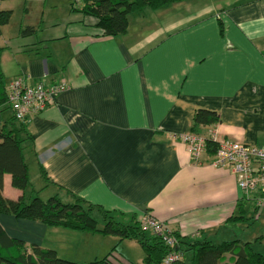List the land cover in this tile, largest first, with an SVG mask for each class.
<instances>
[{"label":"crops","instance_id":"obj_1","mask_svg":"<svg viewBox=\"0 0 264 264\" xmlns=\"http://www.w3.org/2000/svg\"><path fill=\"white\" fill-rule=\"evenodd\" d=\"M9 1L0 0V9L12 10L0 33L5 81L27 72L30 83L68 88L26 119L33 139L25 155L47 179L27 195L4 173V196L48 190L72 201L71 192L137 220L147 212L185 240L234 239L248 218L264 215L257 191L243 192L230 168L212 165L206 152L194 163L172 137L190 132L195 110L203 108L219 120L202 135L264 145V0L145 7L128 15L126 32L110 36L75 10L74 0H19L16 22ZM26 25L36 31L20 34ZM0 224L9 236L75 261H89L78 247L96 238L9 214L0 213ZM57 236L66 238L63 249ZM121 255V264L132 263Z\"/></svg>","mask_w":264,"mask_h":264},{"label":"trees","instance_id":"obj_2","mask_svg":"<svg viewBox=\"0 0 264 264\" xmlns=\"http://www.w3.org/2000/svg\"><path fill=\"white\" fill-rule=\"evenodd\" d=\"M179 0H74V8L83 16L92 17L94 25L102 29V36L116 35L126 32L128 15L145 7L158 9L166 4ZM11 9H0L1 27L10 21ZM35 27L26 25L20 28V34L34 33ZM0 47V52H1ZM7 83L4 79L0 63V213L15 218L38 220L48 226H61L89 233L116 235L119 240L135 239L143 250L145 264H161L170 251H179L181 258L171 264H264V252L255 249L254 242H242L237 238L221 240L180 238L176 232L172 234L177 240L174 246L167 245L162 236L144 228L136 215L125 214L105 209L102 205L92 203L84 198L68 192L72 201H62L57 193L42 199L37 193L29 198L22 193L17 198L6 197L2 193L4 173L11 176V184L20 190L26 189L29 180V166L25 149L31 147L33 136L27 130L26 118L15 117L7 100ZM219 120L214 111L196 109L190 132L201 134L202 127ZM213 134L204 136V152L213 155L217 141ZM42 178L47 179L43 166L38 163ZM97 211L102 223L93 217ZM117 244V243H116ZM114 245L107 254L89 261H75L61 257L54 248L43 247L36 243L9 236L0 224V264H115L110 255L117 249ZM264 245V242H263Z\"/></svg>","mask_w":264,"mask_h":264},{"label":"built area","instance_id":"obj_3","mask_svg":"<svg viewBox=\"0 0 264 264\" xmlns=\"http://www.w3.org/2000/svg\"><path fill=\"white\" fill-rule=\"evenodd\" d=\"M29 80L30 74L23 72L7 83V100L19 120L41 111L54 101L59 92L68 88L65 83L46 84L42 80L30 83ZM172 137L185 143L194 163H202L205 149L202 135L186 132L172 133ZM212 137L217 141V148L210 163L230 168L236 174L238 186L243 192L257 191L259 197L256 199V205L259 206L264 201V145L256 146L228 138H217L215 134ZM139 221L144 228L162 236L167 245L174 246L177 243L172 230L162 220L146 212ZM181 257L179 251H170L162 264H171Z\"/></svg>","mask_w":264,"mask_h":264},{"label":"rangeland","instance_id":"obj_4","mask_svg":"<svg viewBox=\"0 0 264 264\" xmlns=\"http://www.w3.org/2000/svg\"><path fill=\"white\" fill-rule=\"evenodd\" d=\"M7 2V1H4ZM9 2H14L13 6H15V11L13 13V18L16 22V19L18 20L19 16L21 15V11L19 9V6L17 5L19 2V0H11ZM4 4H8L4 3ZM49 8V7H48ZM19 9V10H18ZM59 8L57 9L59 11ZM14 20L12 22H14ZM26 160L29 164V184L26 187V193L28 195L29 192H32V190H37L39 189L42 185H43V178L40 175V171L38 166L36 165L35 161L33 160V158L27 156ZM40 192V193H39ZM34 193V192H33ZM37 193H39L38 195L42 198V199H46L48 196V190H44L43 192L38 191ZM36 194H33V196ZM32 196V197H33ZM62 201H66L64 200V198H62ZM255 212H253L254 214ZM93 217H95L98 221V225L100 226L102 223V219L101 216L98 214L97 211L93 212ZM253 217V216H252ZM255 219V217H253ZM251 218L247 219V223L243 224L240 226V228H238V230L236 231V237L237 239H239L242 242H246V241H250V242H254V240L258 237H261V239L256 240V244H255V249L261 252H264V215L261 214L258 216L257 220H254ZM95 234L94 236L96 237L95 239H92L90 237V240H87L86 242H83L81 244H79L80 247H78V251H79V256L82 259H86V260H91L92 258L95 257V255H97L99 258L104 256L107 252H109V250L116 244V240L112 239L111 236H116V235H111V234H102V233H93ZM74 237V236H73ZM72 237V238H73ZM234 237V238H236ZM49 238V236H48ZM51 238V236H50ZM117 238V237H116ZM53 239V238H52ZM57 247H59L58 249H63L65 247L64 245V240L61 238L60 236H57ZM71 240V238H70ZM124 241H122L121 243H117V249L115 251L112 252V254L110 255V258H112L115 262V264H121V258H122V250L123 252L131 259L132 263L131 264H145L143 262V250L141 245L139 244V242L135 239H122ZM115 241V242H114ZM91 254H86L88 251H91ZM71 251V250H70ZM77 251V252H78ZM86 251V252H85ZM85 252V254H84ZM60 255H63L62 253H64L63 251L60 250Z\"/></svg>","mask_w":264,"mask_h":264}]
</instances>
